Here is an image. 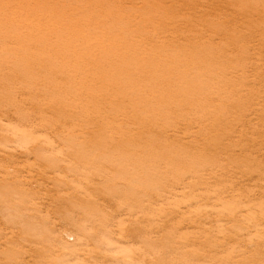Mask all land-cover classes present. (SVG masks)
Listing matches in <instances>:
<instances>
[{
    "label": "rangeland",
    "instance_id": "1",
    "mask_svg": "<svg viewBox=\"0 0 264 264\" xmlns=\"http://www.w3.org/2000/svg\"><path fill=\"white\" fill-rule=\"evenodd\" d=\"M156 1L0 0V259H2L0 260V264H238V262H242L244 258L246 259V261L244 260L243 263H239L264 264V237L260 238L262 239V247L255 249L252 246L254 245V243H258L259 237L257 234H254L256 233L255 231L251 229L249 230L248 228L246 230V227H248V225L245 222L242 221V223L240 222L241 220H239V222L237 220L234 223L229 222L230 220L226 213L224 214L225 216L223 215L224 217H221L222 219H218L219 217L213 214L206 216V212L210 211V209L212 208L217 207L221 209L220 203L216 202V199H214L215 195L213 196L212 200L208 201L205 199L203 200L195 198V195L193 194L195 193L197 195V193H204L206 196H208L209 193H211L209 195H212V193L214 194L216 191V193L221 192L222 194L223 191L224 195H221L220 193V195H218L220 197H223V199L229 201L228 203H226L228 204L227 206H238V208L241 210V207L243 205L241 212L249 204L253 205L255 208L257 206L255 210H257V213H260V215H263L262 217L258 215L259 219L261 221L264 220V48H262L264 46V38H261L264 37V27L262 28V26H264V11L262 10V7L264 6V0H260L261 3L258 0ZM250 1L252 3H250ZM198 2L200 3L199 5ZM184 3L185 5H183ZM193 3L194 6L192 5ZM187 6H189L190 8L192 7L194 10L191 9V12L190 8L188 7V9ZM250 7H259L260 9L258 8V11H263V14L260 12H256L257 10H255V8L253 10L258 14L254 13ZM212 8H214V10ZM233 8L235 12L237 10L236 13L234 12ZM209 9H211L212 11ZM239 9H241V11L244 9L242 11L243 13L241 11H239V13ZM208 10L211 11L212 14H210L211 12H209ZM250 10L253 12L254 15L251 13L253 16H251ZM184 12H186V14ZM183 13L185 15L184 18ZM237 13L240 15H238ZM241 13L247 15L244 16ZM197 15H201L200 18L204 19V21L201 20L203 21L202 24L199 16ZM233 15H235V18ZM248 15H250V17ZM256 16H259V18H257ZM181 17L186 20L181 19ZM224 17H226L225 20ZM229 17L232 18L230 19ZM240 17H242L243 20ZM247 18H249L250 21ZM213 19L215 20V22ZM218 19H221V21H218ZM193 20L197 21L195 22ZM244 20H248L249 23L244 22ZM172 21H174L176 25L174 24V22L172 23ZM256 21H261L263 23L258 22V26ZM181 23H185L186 25ZM194 23H196L197 25ZM219 23L221 25H218L217 27L219 28H217L215 25ZM246 23L248 25H246ZM179 24H181L183 27L179 26ZM189 25L191 28L192 26H197L198 29L195 28V30H198V34L200 35L199 38H197V30L195 31L193 27V32V30L189 28ZM203 25L205 28L203 27ZM255 25L257 28L255 27ZM185 26L187 29L184 28ZM201 26L206 29L207 32H205L206 30L204 29L202 31L200 29L202 28ZM220 26L222 29L220 28ZM232 26L235 29H233ZM237 26L238 29H236ZM247 26H249L250 28ZM210 27L214 28L215 30L210 29ZM228 28H230L231 30H229ZM258 28L262 31L263 34H260V30H258ZM172 29L175 30L172 32ZM217 29L218 32L216 31ZM241 29L242 31H240ZM243 29L245 33L250 34H246V36L244 34V37L242 35L244 32ZM211 30H214V32H211ZM238 30L241 36H239V32H236ZM215 31L216 34H214ZM234 31L236 32V34ZM87 32L91 33L88 34ZM208 32L210 34L213 33L211 34V36H214V39L213 36L211 37L212 44L210 45L212 46H210V49L209 45L198 47H188L186 45V40L184 39H188L187 37L192 36L193 34L194 35L192 37L198 39L199 42L203 41L202 39L204 38V36H206V38L209 37L207 38L208 40L205 38L204 41H210V35ZM25 33L28 34L26 35ZM251 34L256 35H254V37ZM260 35L261 37H259ZM252 36L253 39L256 40V42L260 43L261 41L262 43H255V40H252ZM162 37L163 39H161ZM181 38L182 41L178 40ZM237 38L239 40H236ZM250 38L251 40H249ZM92 40L93 42H91ZM156 40L159 42H157ZM227 40L229 41V43ZM245 40L246 42L248 41V44L245 42ZM218 42L222 43L217 44ZM249 42L251 45L253 44V47L255 45V47H251ZM167 43L170 44L167 45ZM74 45L77 47L74 48ZM230 46L232 47L230 48ZM179 47L181 48V50ZM77 48L78 50H76L75 52L74 50ZM202 48H204L205 50H202ZM235 48L238 49L235 50ZM261 48L263 50L262 53L260 52ZM174 49L178 54L182 53L184 55L196 51L197 57H200V59L197 60L199 64H206V62H209L211 66H214L217 71V79H213L212 81L210 77H207L206 75L203 76L205 78L204 82L208 84L204 92L207 94H211L214 91L217 92V95L224 94L225 98L226 96L228 98L229 96H231L229 98V101L230 103L231 101L233 102L231 103L232 106L228 109L226 108V110L217 108L216 110H214L215 108L211 107L209 115L211 118L217 119L218 115H216V113H219V115H221V111L225 110L226 115L223 117V122L225 124H223L228 127H225L222 124V126L216 128L215 126L219 125V123L216 122L217 120H214L217 123L216 124L214 121H211L213 119H208L207 117H205L206 115H203L204 113H200L194 109H189V105L183 107V109L179 111L178 109H180V107L176 108L174 104L170 102V100H173V93L167 91V89H165V91L163 90L167 85L173 84L172 80H170L169 78L165 77V80L163 82L162 78L149 81L141 77L142 75H138V73H136L137 68L148 71L150 68H156V65L158 67V65L167 66L168 64L170 67H178V64H183L181 60L173 61V57L177 56V53H174ZM106 50L112 55H116V53L118 54V51H120L121 54H127L125 55L127 57L126 59H122L123 61H120L118 60L120 58L118 55L116 58L110 57V63H94L95 60L100 61L102 56L101 52ZM122 50L124 52H121ZM228 50H230L232 53ZM258 50L260 55L258 52H255ZM24 51L25 53H23ZM216 51L218 52V54H215L217 53ZM72 52L73 54H75L73 55ZM161 54L164 56H162ZM236 54L237 56L235 57L234 55ZM256 54L259 56L256 57ZM261 54L263 55L262 57ZM143 55L145 58L142 57ZM216 55H220L219 57H222L219 58L216 57ZM229 56L231 58V61L232 59H235L231 62ZM238 56L241 57L238 58ZM95 57L96 59H94ZM211 57L214 59H212ZM136 58L137 60L134 61ZM256 58H258L257 60H262L258 62L257 60H255ZM254 60L257 62L254 63ZM81 62L83 63L81 64ZM174 62L178 63H175L174 65ZM234 64L236 66H234ZM258 65H262L260 66L261 70ZM245 68L247 69V71H245ZM107 69L110 70L108 71ZM181 69H184V67ZM181 69H174L176 70L174 71V73H177L178 75H184ZM224 71L226 72V74ZM235 71L238 75L241 73L239 76H242V74H244L243 77L239 78L238 75H234ZM193 73L185 75L187 77H184L183 80L185 79V81L182 82L195 79L194 75L197 76L198 74L196 75V72ZM219 74L220 77L218 76ZM228 75L231 76L229 77ZM232 75L236 77H233ZM246 75L248 78L246 77ZM255 75L258 80L263 78L262 80H260L262 82L254 79ZM138 76H140L139 79ZM222 78H225L226 80H222L224 82L219 81V79ZM244 78L246 79V81ZM178 79L179 78H173V80ZM207 79L208 82L206 81ZM210 80L211 82H209ZM248 80L251 84L248 82ZM251 80L254 81L252 82ZM255 82L257 83L256 86ZM132 84H134V86ZM243 84H245L248 89H246V86ZM252 84H254V87ZM52 86H58V93H53L51 91ZM237 86L238 89H236ZM107 87H109L108 91ZM249 87H251L252 90H249ZM126 90H128V92H125ZM130 90L133 91L130 92ZM238 90L239 92L242 90L244 92L242 91L239 93ZM235 91L237 92V94ZM248 91L251 92L248 93ZM144 92H146L145 95L143 94ZM179 92L182 94L184 91L179 90ZM252 93H254L252 95L254 98L250 96V94ZM255 93H261L260 97H257V94ZM39 95L40 97H42V99L39 97ZM193 95V92L186 93V96L191 97V101H195L196 97H201V95ZM241 96L242 98L245 97L243 98L245 101L241 98ZM136 97H140V100H138L139 108L132 109L134 105L130 104V100H134ZM247 97L250 98L249 101L248 99H246ZM58 100L64 102L67 107L69 106L68 108L71 109L70 114L72 115V117H68L67 115L62 116L60 114L56 115L58 113H56L53 105L57 104ZM257 100L259 101V103ZM144 101H146L145 104ZM162 102L164 105H162ZM245 102L247 103L245 104ZM255 102L258 104H256ZM243 103L245 104V106H243ZM259 105L262 106L260 107ZM43 106L46 107L43 108ZM246 106L248 107L246 108ZM128 108L131 110L132 114L135 112L145 111L147 109L159 111L161 113V117L157 118L156 124L157 126H160L162 128H169L167 129V131H165V133L167 134H170L168 130H172L170 125L178 124V121H180L181 118L183 119L181 120V122L183 121L182 123L185 122L188 123V125L194 127V133L192 132V134L195 137L193 136L192 139L188 140L187 138H185V141H187L188 144L185 143L182 138L184 136H189V133H191L190 131L192 130L191 127L189 129H183L185 132L182 130V132L180 131L178 133L179 136H177V139L180 140V143L184 141V146L187 150H189L187 157L184 158L183 161H186V168L192 165L196 168L198 166L197 163L201 162L209 165L208 167L198 170V173L196 174L198 178L196 177L195 179L196 181L198 180L197 185H195L193 188H189L190 190L188 188L186 190V197L188 198L189 194L191 193V195L194 196V200L192 198H188L189 200L186 198L185 200V197L180 199V197H182L181 195L174 194L172 196L168 191L172 189L173 185L171 184L173 182L171 181L172 179L169 174L172 173L171 171L178 169L177 162H168L166 164L165 162H162L157 168V171L155 170V172H159L161 179L164 178V181H168V183H164V181L160 179L157 173H149V175H145L144 172H141L143 168L140 169V166H137L138 164H135V166H131L132 164H129L130 166L125 165L130 169V171L129 169H125V166L122 167V165H120L121 168L119 167V169L121 170L117 168L119 164H122L117 157L120 152L119 150V153L116 152V150H114L111 146V148L114 150L113 152L116 153V155L115 153H113V156L115 155V161L112 160V152L109 153L108 151V149H111V143L107 145V143H105V137L106 133L111 136L113 132L116 133L119 130L124 129V127L127 128L129 125H133L129 124L130 122L126 117L124 118L119 115V113L123 114L125 112L124 110H127L128 114H131ZM254 109L257 110H255V113ZM49 111H53L52 114ZM110 111L113 112L111 113ZM256 112H259V114H261L259 116H256ZM109 113L113 115V120ZM53 114H55L56 117ZM106 116H108V118ZM235 116H238L240 121L238 118H235ZM91 118L95 123H93ZM250 118L252 120H249ZM125 119L127 120L126 123ZM171 119L173 122L171 121ZM203 119L206 120V123L209 122V128H211L212 130L217 129L218 131L216 130V132L219 133L218 136L220 139V143L218 145L221 148H219V146L213 145L212 148L214 150L217 147L214 154L213 152L211 154V151L213 149L209 146L208 140L206 139V144L204 136L202 137L201 135L202 132L201 134H199L200 132H198L197 129V125L200 124L199 122H204ZM103 120H108V123L106 122V124L104 125ZM121 125L123 128L120 127ZM181 127L183 126L181 125ZM56 128H58V130H56ZM240 129L243 130L241 131ZM96 130H98L102 135L99 134ZM108 130H110V132ZM91 131H94L95 133L93 134ZM186 131L189 133H187ZM80 133H83L84 135H81ZM185 133L186 135L188 134V136H186ZM243 134L245 135L243 136ZM241 135L244 137L243 139ZM93 136L96 137L94 138ZM97 136H100L101 138ZM92 138H94V140ZM97 138L99 139L98 142L96 140ZM193 139L195 140V142H191V140L194 141ZM239 139L240 141H238ZM202 140L205 142H203L204 145H208L207 147H209V150L206 146L203 145ZM228 141L229 145L227 144ZM94 142H97L98 144H95ZM79 143H82L84 146ZM200 145H202V148H200ZM250 145H252L253 147ZM108 146L109 148H106ZM34 147H38V149L40 148V151L38 149V151L33 150ZM190 147H192V149ZM197 151L199 153H197ZM85 152L86 154H84ZM201 152H204L203 155H201ZM96 153L98 155H96ZM207 153L208 155H206ZM99 159L100 161H98ZM89 161H91L93 164ZM112 162H115L116 164H113ZM183 162H180L179 164H183ZM87 164L88 166H91V168H89ZM161 167L162 171H159L161 170ZM103 168H105V170ZM207 168H214V170L218 168L219 173H221L222 176L218 174L217 177L213 178V176L209 174L210 172ZM224 168L228 172L224 170ZM124 169L127 171H124ZM133 170H135V173L133 172ZM246 170L249 172L246 173ZM242 171H245L246 174L243 175ZM252 171H254L256 174H253L254 172ZM115 172L119 173L118 176ZM120 172H122L124 176H121L122 173ZM131 172L133 178L129 176ZM95 173L97 174L95 175ZM133 175L140 177V180L138 179V177L135 178V176ZM165 176H168L169 180H167L168 178L166 179ZM126 179L128 180L124 181ZM132 179H137L138 182L134 180L135 182L133 183L131 181ZM128 181L129 183H131L130 185H133L130 186ZM200 181L202 184L200 183ZM136 182L137 186L135 184ZM2 183H4L5 185H2ZM160 183L162 184V186L160 185ZM126 184L129 186H126ZM124 185L125 187H123ZM194 189L196 190L195 192ZM238 193L240 194V197ZM232 194H234L233 199ZM232 204L238 205L232 206ZM238 223H240L241 226ZM237 227H239V229H236ZM243 228L244 230L240 232L239 230H242ZM217 229L218 231H216ZM221 230H224L225 232H222ZM227 231L230 232L228 233ZM240 234L241 236H243L241 237ZM224 238L227 239L224 240ZM241 242L242 245L240 244ZM244 243L245 245H247V247H243L245 246L243 245ZM247 243L252 246H248ZM259 249L261 250L259 251ZM248 250L252 256L249 254ZM253 256L256 257V259H253ZM8 260L10 261L8 262Z\"/></svg>",
    "mask_w": 264,
    "mask_h": 264
},
{
    "label": "bare ground",
    "instance_id": "2",
    "mask_svg": "<svg viewBox=\"0 0 264 264\" xmlns=\"http://www.w3.org/2000/svg\"><path fill=\"white\" fill-rule=\"evenodd\" d=\"M156 1V0H155ZM159 1V0H158ZM178 1V0H177ZM197 1V0H196ZM195 1V2H196ZM200 1V0H199ZM259 2H260V0H258ZM131 2V1H130ZM140 2V1H139ZM157 2V1H156ZM238 2V1H237ZM124 3V2H123ZM132 3V2H131ZM152 3V2H151ZM235 3V2H234ZM239 3V2H238ZM250 3H252L251 1H250ZM250 3H248V4H250ZM258 3V2H257ZM261 3V2H260ZM156 4V3H155ZM186 4H188V3H186ZM200 3L198 2V5H199ZM237 4V3H236ZM151 5V4H150ZM178 5V4H177ZM183 5H185V3L183 4ZM193 6H194V3L192 4ZM215 5V4H214ZM162 6V5H161ZM210 6V5H209ZM208 6V7H209ZM248 6H250V5H248ZM258 6H259V4H258ZM159 7V6H158ZM184 7V6H183ZM189 6H187V8H188ZM207 7V8H208ZM261 7H262V5H261ZM138 8H139V6H138ZM150 8V7H149ZM190 8V7H189ZM188 8V9H189ZM194 8H196V7H194ZM243 8V7H242ZM252 10L255 8V10H257L256 12H260V11H258V8L257 7H250ZM257 8V9H256ZM191 9H193L192 7L190 8V11L192 12V10ZM213 10H214V8H212ZM245 9V8H244ZM243 9V10H244ZM260 9V8H259ZM139 10V9H138ZM137 10V11H138ZM141 10V9H140ZM146 10V9H145ZM194 10V9H193ZM200 10V9H199ZM209 10H211V9H209ZM208 10V11H209ZM233 10H234V8H233ZM242 10V11H243ZM262 10L264 11V6L262 7ZM79 11H81V10H79ZM98 11V10H97ZM206 11V10H205ZM207 11V12H208ZM212 11V10H211ZM211 11H209V12H211ZM239 11H241V9H239L238 10V12ZM241 11V12H242ZM247 11V10H246ZM246 11H244V12H246ZM251 11V10H250ZM262 11V12H263ZM183 12V11H182ZM189 12V11H188ZM188 12H187V14H188ZM197 12H199V11H197ZM208 12V13H209ZM217 12V11H216ZM224 12H226V11H224ZM229 12V11H228ZM234 12H235V10H234ZM236 12H237V10H236ZM235 12V13H236ZM248 12V11H247ZM253 12H254V10H253ZM253 12L251 11L250 12V14L252 13L253 14ZM256 12H254V13H256ZM262 12H260V13H262ZM153 13V12H152ZM185 14H186V12H184ZM184 13H183V15H184ZM190 13V12H189ZM203 13V12H202ZM205 13V12H204ZM219 13H220V11H219ZM218 13V14H219ZM222 13V12H221ZM240 13V12H239ZM243 13V12H242ZM241 13V14H242ZM264 13V12H263ZM262 13V14H263ZM87 14V13H86ZM172 14V13H171ZM173 14H174V12H173ZM178 14V13H177ZM176 14V15H177ZM199 14V13H198ZM210 14H212V12L210 13ZM215 14V13H214ZM225 14V13H224ZM238 14V13H237ZM251 14V16H253ZM256 14H258V13H256ZM255 14V15H256ZM157 15V14H156ZM179 15V14H178ZM193 15H194V13H193ZM221 15H223V14H221ZM236 15V14H235ZM235 15H233L234 16V18H235ZM238 15H240V14H238ZM242 15H247V14H242ZM241 15V16H242ZM260 15V14H259ZM122 16V15H121ZM155 16V15H154ZM168 16H170V15H168ZM173 16V15H172ZM180 16V15H179ZM196 16V15H195ZM197 16H199V15H197ZM201 16V15H200ZM200 16H199V18H200ZM224 16H226V15H224ZM230 16V15H229ZM237 16V15H236ZM249 17H250V15H248ZM263 16V15H262ZM185 17V15L183 16V18ZM192 17V16H191ZM194 17V16H193ZM217 17V16H216ZM216 17H214V18H216ZM255 17V16H254ZM257 18H259V16H256ZM87 18V17H86ZM107 18V17H106ZM150 18V17H149ZM158 18V17H157ZM172 18V17H171ZM182 17H181V19H183ZM196 18V17H195ZM198 18V19H199ZM220 18V17H219ZM230 18V17H229ZM232 18V17H231ZM230 18V19H231ZM233 18V19H234ZM237 18V17H236ZM240 18H242V17H240ZM253 18V17H252ZM261 18V17H260ZM156 19V18H155ZM180 19V20H181ZM193 19V18H192ZM191 19V20H192ZM208 19V18H207ZM226 19V17H224V20ZM228 19V18H227ZM232 19V20H233ZM247 19H249V18H247ZM122 20V19H121ZM183 20H186V19H183ZM201 20H203L204 21V19H202V18H200V21ZM206 20V19H205ZM214 20V19H213ZM221 21V19H218V21ZM242 20H243V18H242ZM253 20V19H252ZM258 20V19H257ZM261 20V19H260ZM263 20H264V18H263ZM136 21V20H135ZM144 21V20H143ZM155 21V20H154ZM156 21H158V20H156ZM177 21H179V20H177ZM188 21V20H187ZM193 21H195V20H193ZM197 21V20H196ZM195 21V22H196ZM203 21H201V24H202V22ZM212 21V20H211ZM217 21V20H216ZM249 21H250V19H249ZM161 22V21H160ZM174 21H172V23H173ZM184 22V21H183ZM191 22V21H190ZM209 22V21H208ZM214 22H215V20H214ZM228 22V21H227ZM231 22V21H230ZM241 22H243V21H241ZM244 22H248V20L247 21H245L244 20ZM254 22V21H253ZM258 22L259 21H256V23L258 24ZM83 23V22H82ZM115 23V22H114ZM186 23V22H185ZM185 23H181V24H185ZM189 23V22H188ZM226 23V22H225ZM249 23V22H248ZM259 23H263V22H259ZM88 24V23H87ZM86 24V25H87ZM136 24V23H135ZM138 24V23H137ZM174 24H175V22H174ZM173 24V25H174ZM181 24H179V26H182ZM190 24V23H189ZM192 24V23H191ZM194 24H196V23H194ZM229 24V23H228ZM256 24V25H257ZM264 24V23H263ZM89 25V24H88ZM176 25V24H175ZM186 25V24H185ZM197 25V24H196ZM205 25V24H204ZM204 25H203V27H204ZM218 25H221L220 23L219 24H216L215 26L217 27ZM224 25V24H223ZM246 25H248L247 23H246ZM256 25H255V27H256ZM74 26H75V24H74ZM147 26V25H146ZM151 26V25H150ZM154 26V25H153ZM178 26V25H177ZM206 26H207V24H206ZM228 26V25H227ZM242 26H243V24H242ZM249 26H250V24H249ZM249 26H247V27H249ZM258 26H259V24H258ZM262 26V25H261ZM155 27V26H154ZM183 27V26H182ZM188 27V26H187ZM194 26H192V28H193ZM198 27H200V26H198ZM202 27V26H201ZM200 28L202 31H203V29L205 28ZM209 27V26H208ZM208 27H207V29H208ZM215 27V28H216ZM233 27V26H232ZM254 27V28H255ZM264 26H262V28H263ZM83 28V27H82ZM90 28V27H89ZM94 28V27H93ZM184 28H186V26L184 27ZM183 28V29H184ZM189 28H191L190 27V25H189ZM191 28V29H192ZM195 28H197V26L196 27H194V30H195ZM217 28H219V27H217ZM220 28H221V26H220ZM250 28V27H249ZM257 28V27H256ZM255 28V29H256ZM261 28V29H262ZM61 29V28H60ZM158 29V28H157ZM169 29V28H168ZM176 29V28H175ZM174 29V30H175ZM181 29V28H180ZM179 29V30H180ZM187 29V28H186ZM185 29V30H186ZM190 29V30H191ZM198 29V28H197ZM196 29V30H197ZM210 29H214V28H211L210 27ZM222 29V28H221ZM225 29V28H224ZM229 30H231L230 28H228ZM233 29H235L234 27H233ZM236 29H238V26H237V28ZM252 29V28H251ZM41 30V29H40ZM108 30H109V28H108ZM124 30V29H123ZM156 30V29H155ZM173 29H172V32L174 31ZM193 30V29H192ZM191 30V31H192ZM194 30H193V32H194ZM195 30V31H196ZM204 30H206V29H204ZM215 30V29H214ZM214 30H211V32L213 31L214 32ZM250 30V29H249ZM257 30V29H256ZM258 30H260L259 28H258ZM105 31V30H104ZM120 31V30H119ZM161 31V30H160ZM200 31V30H199ZM217 32H218V29L216 30ZM216 31H215V33L214 34H216ZM225 31V30H224ZM223 31V32H224ZM240 31H242V29L240 30ZM243 31H244V29H243ZM248 31V30H247ZM146 32V31H145ZM155 32V31H154ZM157 32H159V31H157ZM156 32V33H157ZM162 32V31H161ZM170 32V31H169ZM201 32V31H200ZM205 32H207V30L205 31ZM232 32V31H231ZM235 32V31H234ZM236 32H239V30L238 31H236ZM236 32H235V34H236ZM249 32V31H248ZM254 32H255V30H254ZM258 32V31H257ZM85 33V32H84ZM88 33V32H87ZM89 33H91V32H89ZM88 33V34H89ZM134 33H135V31H134ZM204 33V32H203ZM209 33V32H208ZM264 33V32H263ZM262 33V31L260 30V34H263ZM24 34V33H23ZM26 35L28 34V33H25ZM122 34V33H121ZM120 34V35H121ZM159 34V33H158ZM173 34V33H172ZM197 34H198V30H197ZM201 34V33H200ZM205 34H207V33H205ZM211 34H213V33H211ZM211 34L209 33V35H210V41H207L208 39L207 38H209V37H207L206 38V36H204V38L202 39L203 41H204V39L206 38L207 40L206 41H202V42H199V40L198 39H195L194 37H192V36H189V37H187L188 39H184V40H186L185 42H186V45L188 46V47H198V46H203V45H205V46H207V45H209V49H210V46H212V45H210V44H212V36H211ZM224 34H226V33H224ZM239 34V36H241L240 35V32L238 33ZM244 34H245V36H246V34H248V33H245V31L243 32V36H244ZM250 34V33H249ZM248 34V35H249ZM258 34V33H257ZM85 35V34H84ZM113 35V34H112ZM153 35H154V33H153ZM181 35V34H180ZM182 35H183V33H182ZM190 35V34H189ZM195 35H196V32H195ZM222 35H223V33H222ZM221 35V36H222ZM251 35H253V34H251ZM254 35H256V34H254ZM253 35V36H254ZM24 36V35H23ZM32 36V35H31ZM30 36V37H31ZM34 36V35H33ZM91 36V35H90ZM166 36V35H165ZM169 36H172V35H169ZM177 36V35H176ZM179 36V35H178ZM186 36V35H185ZM199 34H198V37L197 38H199ZM220 36V35H219ZM244 36V37H245ZM253 36H252V40H255V39H253ZM258 36V35H257ZM264 36V35H263ZM55 37H57V36H55ZM76 37V36H75ZM87 37V36H86ZM86 37H85V39H86ZM126 37V36H125ZM147 37V36H146ZM180 37V36H179ZM178 37V38H179ZM181 37H183V36H181ZM191 37V38H190ZM232 37V36H231ZM237 37V36H236ZM251 37V36H250ZM255 37V36H254ZM259 37H261V35L259 36ZM33 38V37H32ZM137 38V37H136ZM151 38V37H150ZM166 38V37H165ZM170 38V37H169ZM201 38H202V35H201ZM221 38V37H220ZM238 38H240V37H238ZM236 39V40H239V39ZM262 39L264 38V37H261ZM260 38V39H261ZM143 39V38H142ZM147 39V38H146ZM149 39V38H148ZM161 39H163V37L161 38ZM171 39H172V37H171ZM213 39H214V36H213ZM230 39V38H229ZM261 39V40H262ZM35 40V39H34ZM53 40V39H52ZM64 40V39H63ZM99 40V39H98ZM153 40V39H152ZM164 40H167V39H164ZM168 40H170V39H168ZM178 40H181L182 41V38L181 39H178ZM194 40H196V41H194ZM198 40V41H197ZM216 40H219V39H216ZM216 40H215V42H216ZM225 40V39H224ZM232 40V39H231ZM248 40V39H247ZM249 40H251V38L249 39ZM258 40H259V38H258ZM264 40V39H263ZM21 41V40H20ZM19 41V42H20ZM59 41V40H58ZM95 41V40H94ZM129 41V40H128ZM157 41V40H156ZM162 41V40H161ZM170 41H172V40H170ZM169 41V42H170ZM176 41V40H175ZM228 41V40H227ZM55 42V41H54ZM85 42V41H84ZM83 42V43H84ZM90 42V41H89ZM91 42H93V40L91 41ZM121 42V41H120ZM139 42V41H138ZM137 42V43H138ZM157 42H159V41H157ZM165 42V41H164ZM167 42V41H166ZM214 42V41H213ZM238 42H240V41H238ZM245 42H246V40H245ZM245 42H243V43H245ZM248 42V41H247ZM246 42V43H247ZM79 43H81V42H79ZM175 43V42H174ZM220 42H218L217 44H219ZM222 43V42H221ZM220 43V44H221ZM228 43H229V41H228ZM255 43H259V42H256V40H255ZM260 43H262L261 41H260ZM259 43V44H260ZM47 44V43H46ZM66 44V43H65ZM91 44V43H90ZM94 44V43H93ZM101 44V43H100ZM165 44V43H164ZM168 44H170V43H167V45ZM215 44V43H214ZM248 44V43H247ZM249 44H250V42H249ZM258 44V45H259ZM264 44V43H263ZM24 45V44H23ZM70 45V44H69ZM76 45H78V44H76ZM89 45V44H88ZM147 45V44H146ZM150 45H151V43H150ZM226 45V44H225ZM251 45V44H250ZM253 45V44H252ZM251 45V47H253ZM257 45V46H258ZM71 46V45H70ZM91 46H93V45H91ZM91 46H90V48H91ZM139 46V45H138ZM141 46V45H140ZM171 46V45H170ZM175 46V45H174ZM218 46V45H217ZM229 46V45H228ZM237 46V45H236ZM240 46H241V43H240ZM33 47V46H32ZM46 47V46H45ZM75 47H77V46H75L74 45V48ZM94 47H95V45H94ZM99 47H100V45H99ZM149 47H151V46H149ZM168 47V46H167ZM182 47V46H181ZM224 47V46H223ZM232 46H230V48H231ZM234 47V46H233ZM244 47V46H243ZM250 47V48H251ZM254 47H255V45H254ZM253 47V48H254ZM64 48V47H63ZM71 48V47H70ZM72 48H73V46H72ZM177 48V47H176ZM180 48V47H179ZM183 48V47H182ZM201 48V47H200ZM208 48V47H207ZM213 48V47H212ZM220 48V47H219ZM259 48V47H258ZM262 48H264V46L262 47ZM262 48H261V50H262ZM46 49V48H45ZM102 49V48H101ZM148 49H151V48H148ZM163 49V48H162ZM166 49V48H165ZM204 48H202V50H203ZM236 49H238V48H235V50ZM42 50V49H41ZM76 50H78V48L77 49H75L74 51L76 52ZM119 50V49H118ZM124 50V49H123ZM121 51V52H124V51ZM135 50V49H134ZM141 50H143V49H141ZM175 50V49H174ZM180 50H181V48H180ZM182 50H184V49H182ZM187 50V49H186ZM193 50V49H192ZM205 50V49H204ZM207 50V49H206ZM222 50V49H221ZM234 50V49H233ZM234 50V51H235ZM251 50V49H250ZM257 50V49H256ZM260 50V52L262 53L263 52V50L261 51ZM52 51V50H51ZM73 51V52H74ZM95 51V50H94ZM211 51V50H210ZM227 51V50H226ZM229 52H231L230 50H228ZM73 52H72V54H73ZM126 52V51H125ZM137 52V51H136ZM169 52V51H168ZM182 52V51H181ZM187 52V51H186ZM217 52V51H216ZM250 52H252V51H250ZM256 53L258 52L259 53V50L258 51H255ZM20 53V52H19ZM23 53H25V51L23 52ZM37 53V52H36ZM61 53V52H60ZM143 53V52H142ZM174 53H177V51L175 50V52ZM184 53V52H183ZM209 53V52H208ZM232 53V52H231ZM75 54V53H74ZM73 54V55H74ZM140 54V53H139ZM144 54V53H143ZM150 54V53H149ZM163 54V53H162ZM161 54V55H162ZM215 54H218V52L217 53H215ZM239 54V53H238ZM32 55V54H31ZM30 55V56H31ZM49 55V54H48ZM51 55V54H50ZM101 59H100V61H98V60H95V62L94 63H99V62H102V63H105V62H107V63H110L111 61H110V57H114V58H116L118 55H119V59L118 60H120V61H123L122 59H126V57L127 56H125V55H127V54H125L124 55V53L123 54H121L120 53V51H118V54L116 53V55H112V54H110V53H108L107 52V50L106 51H102L101 52ZM136 55V54H135ZM160 55V54H159ZM166 55V54H165ZM259 55H260V53H259ZM259 55H255L256 57L257 56H259ZM264 55V54H263ZM262 54H261V57L263 56ZM79 56V55H78ZM155 56V55H154ZM153 56V57H154ZM162 56H164V55H162ZM220 56V55H219ZM219 56H217L216 55V57H219ZM235 57L237 56V54L236 55H234ZM246 56V55H245ZM249 56H250V54H249ZM253 56V55H252ZM251 56V57H252ZM42 57H44V56H42ZM68 57V56H67ZM76 57V56H75ZM131 57H133V56H131ZM130 57V58H131ZM142 57H144V55L142 56ZM152 57V56H151ZM166 57V56H165ZM168 57V56H167ZM222 57V56H221ZM221 57H219V58H221ZM239 57H241V56H238V58ZM243 57H244V55H243ZM242 57V58H243ZM264 57V56H263ZM141 58V57H140ZM139 58V59H140ZM145 58V57H144ZM212 58V57H211ZM229 58H230V56H229ZM228 58V59H229ZM249 58V57H248ZM247 58V59H248ZM253 58V57H252ZM70 59H71V57H70ZM81 59V58H80ZM94 59H96V57L94 58ZM143 59V58H142ZM198 59H200V57H197V55H196V51H194V52H190V54H186V55H184V54H182V53H180V54H178L177 53V56H174L173 57V61H178V60H181L182 61V63L183 64H178V67H176V66H172V67H170L168 64H167V66H159L158 65V67H157V65H156V68L154 67V68H150L148 71H144V70H141V69H139V68H137V67H135V68H137L136 69V73H138V75H142L141 77H143L145 80H149V81H152V80H155V79H161L162 78V82L165 80L164 78L166 77V78H169L170 80H172V82H173V84L171 85V84H169V85H167L166 86V88H164L163 90L165 91V89H167V91H169V92H172L173 93V100H170L169 98V100H170V102L172 103V104H174V106L176 107V108H179L180 107V109H178L179 111L180 110H182L183 109V107H185V106H188L189 105V109H191V110H197L198 112H200V113H204L203 115H206L205 117H207L208 119L209 118H211L210 117V115H209V112L211 111V107H214L215 109L214 110H216V108L217 109H225L226 110V108L228 109L229 107H231L232 105H231V103L233 102V101H231V103H230V101H229V98L231 97V96H229V98L226 96V98H225V95L224 94H216L217 92H214L213 91V93H205L204 92V90H205V88L208 86V84L207 83H205L204 82V77L203 76H207V77H210V79L213 81V79H217V75H216V69L214 68V66H211V64L209 63V62H206V64H199L198 63ZM212 59H214V58H212ZM235 59V58H234ZM234 59H232V61L234 60ZM237 59V58H236ZM251 59V58H250ZM258 58H256L255 60H257ZM137 60V58L134 60V61H136ZM151 60V59H150ZM166 60V59H165ZM222 60V59H221ZM254 60V61H255ZM262 60V59H261ZM261 60H257L258 62L259 61H261ZM35 61V60H34ZM133 61V62H134ZM139 61V60H138ZM145 61V60H144ZM158 61H159V58H158ZM167 61V60H166ZM201 61V60H200ZM214 61V60H213ZM220 61V60H219ZM230 61H231V58H230ZM231 61V62H232ZM238 61V60H237ZM246 61V60H245ZM244 61V62H245ZM250 61H253V60H250ZM257 61H255L254 63H256ZM23 62V61H22ZM27 62V61H26ZM79 62H80V60H79ZM84 62H85V60H84ZM143 62V61H142ZM146 62H147V60H146ZM165 62V61H164ZM168 62H169V60H168ZM211 62V61H210ZM243 62V63H244ZM38 63V62H37ZM36 63V64H37ZM83 62H81V64H82ZM135 63V62H134ZM145 63V62H144ZM150 63V62H149ZM175 63L177 64L178 62H174V65H175ZM234 63V62H233ZM39 64V63H38ZM147 64V63H146ZM171 64V63H170ZM228 64V63H227ZM251 64V63H250ZM259 64V63H258ZM264 64V63H263ZM57 65V64H56ZM84 65V64H83ZM243 65V64H242ZM241 65V66H242ZM252 65V64H251ZM257 65V64H256ZM98 66V65H97ZM128 66V65H127ZM135 66V65H134ZM141 66H142V64H141ZM145 66V65H144ZM169 66V67H168ZM234 66H236L235 64H234ZM233 66V67H234ZM247 66V65H246ZM245 66V67H246ZM259 66V65H258ZM258 66H256V67H258ZM260 66H262V65H260ZM260 66H259V68H260ZM11 67V66H10ZM93 67V66H92ZM184 67V69H181V68H183ZM226 67V66H225ZM230 67V66H229ZM248 67V66H247ZM255 67V66H254ZM109 68V67H108ZM144 68V67H143ZM212 68H214V69H212ZM235 68V67H234ZM237 68V67H236ZM252 68H253V66H252ZM174 69H177V70H182L183 71V74L184 75H178L177 73L175 74L174 73V71H176V70H174ZM231 69H232V66H231ZM239 69V68H238ZM254 69H256V68H254ZM263 69H264V66H263ZM262 69V70H263ZM22 70V69H21ZM86 70V69H85ZM84 70V71H85ZM108 70V69H107ZM110 70V69H109ZM108 70V71H109ZM127 70H128V68H127ZM242 70V69H241ZM252 70V69H251ZM260 70H261V68H260ZM259 70V71H260ZM16 71V70H15ZM100 71V70H99ZM125 71V70H124ZM226 71V70H225ZM224 71V72H225ZM245 71H247V69L245 68ZM81 72V71H80ZM193 72H196L195 74L197 75V76H195L194 75V77H195V79H193V80H191V81H186V82H182V81H185V79L183 80V78L184 77H187V76H185V75H188V74H190V73H193ZM238 72V71H237ZM262 72V71H261ZM26 73H28V72H26ZM83 73V72H82ZM129 73V72H128ZM179 73V72H178ZM245 73V72H244ZM258 73V72H257ZM17 74V73H16ZM55 74V73H54ZM101 74V73H100ZM99 74V75H100ZM145 74V75H144ZM194 74V73H193ZM225 74H226V72H225ZM229 74V73H228ZM238 75L237 73H236V71H235V73H234V75ZM241 74V73H240ZM239 74V75H240ZM248 74V73H247ZM67 75V74H66ZM124 75H125V73H124ZM130 75V74H129ZM234 75H232L233 77H236V76H234ZM238 75V76H239ZM243 75L244 74H242V76H239V78H242L243 77ZM258 75H260V74H258ZM81 76V75H80ZM83 76V75H82ZM107 76H108V74H107ZM123 76V75H122ZM137 76V75H136ZM219 77H220V74L218 75ZM229 76V75H228ZM231 76V75H230ZM229 76V77H230ZM129 77V76H128ZM139 77L140 76H138V79H139ZM246 77H247V75H246ZM245 77V78H246ZM251 77V76H250ZM173 78H179L178 80H173ZM203 78V79H202ZM244 78V79H245ZM248 78V77H247ZM66 79V78H65ZM121 79V78H120ZM134 79V78H133ZM225 79V78H224ZM223 78L222 79H219V81H222V80H224ZM254 79H257L256 78V75H255V77H254ZM263 79V78H262ZM262 79H260V80H262ZM89 80V79H88ZM132 80V79H131ZM211 80L209 81V82H211ZM226 80V79H225ZM237 80V79H236ZM241 80V79H240ZM243 80V79H242ZM258 80V79H257ZM260 80H258V81H260ZM96 81V80H95ZM207 82H208V79L206 80ZM234 81H235V79H234ZM244 81V80H243ZM245 81H246V79H245ZM244 81V82H245ZM252 82L254 81V80H251ZM264 81V80H263ZM6 82V81H5ZM14 82V81H13ZM59 82V81H58ZM222 82H224V81H222ZM221 82V83H222ZM225 82H227V81H225ZM231 82V81H230ZM241 82V81H240ZM248 82H249V80H248ZM260 82H262V81H260ZM32 83V82H31ZM35 83V82H34ZM37 83V82H36ZM95 83V82H94ZM112 83V82H111ZM115 83V82H114ZM118 83V82H117ZM116 83V84H117ZM122 83V82H121ZM125 83V82H124ZM127 83V82H126ZM141 83V82H140ZM234 83V82H233ZM247 83V82H246ZM245 83V84H246ZM250 83V82H249ZM256 83V82H255ZM40 84V83H39ZM120 84V83H119ZM237 84V83H236ZM235 84V85H236ZM245 84H243V85H245ZM248 84V83H247ZM251 84V83H250ZM263 84V83H262ZM104 85V84H103ZM106 85V84H105ZM133 86H134V84H132ZM136 85V84H135ZM144 85V84H143ZM218 85V84H217ZM238 85V84H237ZM242 85V86H243ZM249 85V84H248ZM253 85V87H254V84H252ZM257 85V83L255 84V86ZM38 86V85H37ZM63 86V85H62ZM93 86V85H92ZM117 86V85H116ZM230 86H231V84H230ZM229 86V87H230ZM246 86V85H245ZM245 86H244V88H245ZM251 86V85H250ZM262 86V85H261ZM19 87V86H18ZM32 87V86H31ZM35 87V86H34ZM50 87V86H49ZM58 87V86H57ZM57 87H53L52 86V92L53 93H58V88ZM139 87V86H138ZM215 87H216V85H215ZM235 87V86H234ZM241 87V86H240ZM36 88V87H35ZM108 88L109 87H107V91H108ZM124 88V87H123ZM225 88H227V87H225ZM232 88V87H231ZM250 89L249 90H252L251 89V87H249ZM41 89V88H40ZM40 89H38V90H40ZM47 89H48V85H47ZM92 89V88H91ZM111 89V88H110ZM118 89H119V86H118ZM126 89V88H125ZM124 89V90H125ZM211 89V88H210ZM236 89H238V86L236 87ZM246 89H248L247 88V86H246ZM256 89V88H255ZM262 89V88H261ZM68 90V89H67ZM135 90V89H134ZM160 90V89H159ZM159 90H156V91H159ZM179 90H182V91H184L182 94L179 92ZM216 90V89H215ZM234 90V89H233ZM6 91H8V90H6ZM12 91V90H11ZM40 91H42V90H40ZM62 91H64V90H62ZM61 91V92H62ZM72 91V90H71ZM95 91V90H94ZM98 91V90H97ZM102 91V90H101ZM133 91V90H132ZM131 90H130V92H132ZM152 91H153V89H152ZM155 91V90H154ZM178 91V92H177ZM243 91V90H242ZM242 91H240V92H242ZM257 91V90H256ZM255 91V92H256ZM263 91V90H262ZM15 92V91H14ZM37 92V91H36ZM39 92V91H38ZM44 92V91H43ZM47 92V91H46ZM91 92V91H90ZM110 92V91H109ZM125 92H128V90H126ZM188 92H193L194 93V95H201V97H196V99H195V97H194V99H195V101H191V97H192V95H191V97L190 96H186V93H188ZM221 92V91H220ZM228 92V91H227ZM230 92V91H229ZM236 92V91H235ZM238 92H239V90H238ZM239 92V93H240ZM244 92V91H243ZM249 92H251V91H248V93ZM258 92V91H257ZM259 92H260V90H259ZM40 93V92H39ZM48 93H49V91H48ZM108 93V92H107ZM145 93L146 92H144L143 94L145 95ZM147 93H148V91H147ZM225 93V92H224ZM238 93V94H239ZM6 94V93H5ZM33 94H36V93H33ZM43 94H45V93H43ZM86 94V93H85ZM84 94V95H85ZM230 94V93H229ZM236 94H237V92H236ZM254 93H252V94H250V96H252ZM255 94H257V93H255ZM261 94V93H260ZM260 94L258 93L257 94V97H260ZM4 95V94H3ZM7 95V94H6ZM30 95V94H29ZM48 95V94H47ZM94 95V94H93ZM105 95H106V93H105ZM148 95V94H147ZM193 95V96H194ZM241 95V94H240ZM263 95V94H262ZM15 96V95H14ZM13 96V97H14ZM25 96V95H24ZM38 96V95H37ZM36 96V97H37ZM59 96V95H58ZM71 96V95H70ZM202 96H204V97H202ZM238 96V95H237ZM243 96V95H242ZM242 96H241V98H242ZM245 96V95H244ZM249 96V97H250ZM1 97V96H0ZM9 97V96H8ZM23 97V96H22ZM27 97V96H26ZM35 97V98H36ZM39 97H40V95H39ZM111 97V96H110ZM123 97V96H122ZM152 97V96H151ZM253 97V96H252ZM251 97V98H252ZM256 97V96H255ZM41 99H42V97H40ZM102 98V97H101ZM117 98H119V97H117ZM121 98V97H120ZM241 98H240V100H241ZM243 98H245V97H243ZM242 98V99H243ZM254 98V97H253ZM261 98H262V96H261ZM263 98H264V96H263ZM10 99V98H9ZM107 99V98H106ZM146 99V98H145ZM149 99V98H148ZM148 99H147V101H148ZM165 99V98H164ZM193 99V100H194ZM246 99H248V101H249V99L250 98H246ZM257 99V98H256ZM260 99V98H259ZM40 100V99H39ZM103 100V99H102ZM110 100V99H109ZM119 100V99H118ZM138 100H140V97H136L134 100H130V104L131 105H134V107H132V109H138L139 108V105H138ZM150 100V99H149ZM217 100V101H216ZM232 100V99H231ZM244 100V99H243ZM261 100V99H260ZM34 101V100H33ZM54 101V100H53ZM92 101V100H91ZM124 101V100H123ZM245 101V100H244ZM247 101V100H246ZM247 101V102H248ZM251 101V100H250ZM254 101V100H253ZM258 101V100H257ZM4 102V101H3ZM7 102V101H6ZM59 102V103H58ZM96 102V101H95ZM243 102V101H242ZM247 102H245V104L247 103ZM94 103V102H93ZM146 103V101H144V104ZM230 103V104H229ZM241 103V102H240ZM250 103V102H249ZM256 103V102H255ZM254 103V104H255ZM258 103H259V101H258ZM258 103H256V104H258ZM261 103V102H260ZM18 104V103H17ZM16 104V105H17ZM51 104H53V103H51ZM76 104V103H75ZM74 104V105H75ZM155 104V103H154ZM170 104V103H169ZM242 104V103H241ZM245 104L243 103V106H245ZM255 104V105H256ZM264 104V103H263ZM5 105H7V104H5ZM39 105V104H38ZM85 105V104H84ZM92 105V104H91ZM142 105H143V101H142ZM162 105H164L163 104V102H162ZM10 106V105H9ZM14 106V105H13ZM49 106V105H48ZM52 106V105H51ZM152 106V105H151ZM160 106V105H159ZM233 106H234V104H233ZM260 106V105H259ZM262 106V105H261ZM260 106V107H261ZM35 107V106H34ZM39 107V106H38ZM46 107V106H45ZM44 106H43V108H45ZM53 107L55 108V111H56V113H58V114H56V115H62V116H64V115H67L68 117H72V115L70 114V110L71 109H69L67 106H66V104H64V102H62L61 100H58L57 101V104H54L53 105ZM105 107V106H104ZM174 107V108H175ZM248 106H246V108H247ZM15 108V107H14ZM50 108V107H49ZM52 108V107H51ZM102 108V107H101ZM100 108V109H101ZM106 108V107H105ZM158 108V107H157ZM2 109V108H1ZM129 109V108H128ZM156 109V108H155ZM185 109V108H184ZM17 110V109H16ZM77 110V109H76ZM97 110V109H96ZM95 110V111H96ZM124 110V109H123ZM130 110V109H129ZM128 110V111H129ZM160 110H161V108H160ZM188 110V109H187ZM213 110V111H214ZM225 110H219V111H221V115H219V113L217 114L216 113V115H218V117H217V119H213V118H211V119H213V120H211V121H214V120H217L216 122H218L219 123V125L218 126H215L216 128L217 127H220V126H222V124L224 123L223 122V117L226 115L225 114ZM234 110V109H233ZM255 110L256 109H254V113H255ZM263 110V109H262ZM125 112L123 113V114H120L119 113V115H121L122 117H126L127 118V120H129V124H133V125H129L127 128H125L124 127V129H122V130H119L118 132H113V134L110 136V135H108V133H106V142L105 143H107V145H109L110 143H111V145H110V148H111V146L113 147V149L114 150H116V152H118V150H119V152H120V154L117 156L118 157V159H119V161H120V163H122V164H119V166H118V163H117V168L119 169V167H120V165H122V167L123 166H125V165H129V164H132L131 166H135V164H138L137 166L141 169V168H143L142 169V173L144 172L145 173V175H149V173H152V174H156L157 173V175L160 177V175H159V172H155V170L157 171V168L160 166V164L162 163V162H165V164L166 163H168V162H177L178 163V169H175V170H173V171H171L172 173H173V175H172V173L171 174H169L170 175V177H171V181L173 182V183H171V184H173L172 185V189H170V190H168L169 191V193L173 196L174 194L175 195H181L182 197H180V199L181 198H183V197H185V200H186V196H187V192H186V190H187V188L189 189V188H193L195 185H197V181L195 180L196 179V174L198 173V170L199 169H202V168H205V167H208L209 165H207V164H205V163H203V162H201V163H197L198 164V166L195 168V166H190V167H187L186 168V161L185 162H183L184 161V158H186L187 157V155H188V151L189 150H187L186 149V147L184 146L185 144L183 143L184 141H185V138H187V140L188 139H192V137L194 136L193 134H192V132L194 131L193 130V126H191V125H188V123H182L181 122V120H183L182 118H181V120L180 121H178V124H172V125H170V127L172 128V130L170 129V130H168L169 131V133L170 134H167V133H165V131H167V129H169V128H162V127H160V126H157V118H160L161 117V113L159 112V111H156V110H151V109H147V110H145V111H140V112H135V113H133L132 114V112H131V110L129 111V112H131V114H128V112H127V110H124ZM171 111V110H170ZM229 111V110H228ZM240 111V110H239ZM257 111V110H256ZM49 112H51V111H49ZM53 112V111H52ZM52 112H51V114H52ZM111 112V111H110ZM113 112V111H112ZM111 112V113H112ZM184 112V111H183ZM217 112V111H216ZM247 112H248V110H247ZM261 112H263V111H261ZM11 113V112H10ZM16 113V112H15ZM18 113V112H17ZM55 113V112H54ZM91 113V112H90ZM240 113V112H239ZM257 113V112H256ZM19 114V113H18ZM31 114V113H30ZM41 114V113H40ZM72 114H73V110H72ZM110 114V113H109ZM193 114V113H192ZM261 114V113H260ZM259 114V112L257 113V115L256 116H259L260 115ZM17 115V114H16ZM39 115V114H38ZM54 116H55V114H53ZM111 115V114H110ZM115 115V114H114ZM118 115V116H119ZM203 115H202V117H203ZM212 115V114H211ZM215 115V114H214ZM215 115V116H216ZM238 115V114H237ZM103 116V115H102ZM116 116H117V114H116ZM56 117V116H55ZM67 117V118H68ZM107 118H108V116H106ZM113 117V115H111V118ZM179 117V116H178ZM214 117V116H213ZM234 117V116H233ZM123 118V119H124ZM176 118V117H175ZM235 118H238V116H235ZM234 118V119H235ZM106 119V118H105ZM114 119H115V117H114ZM239 119V118H238ZM258 119V118H257ZM67 120V119H66ZM80 120V119H79ZM91 120H92V118H91ZM97 120V119H96ZM110 120V119H109ZM112 120H113V118H112ZM118 120V119H117ZM126 120V119H125ZM127 120L125 121V123L127 122ZM186 120H187V118H186ZM190 120V119H189ZM226 120H227V118H226ZM225 120V121H226ZM231 120V119H230ZM243 120V119H242ZM241 120V121H242ZM249 120H252L251 118L249 119ZM248 120V121H249ZM254 120V119H253ZM63 121V120H62ZM81 121V120H80ZM79 121V122H80ZM85 121V120H84ZM93 121V120H92ZM123 121V120H122ZM171 121H172V119H171ZM184 121H185V119H184ZM203 121L204 122H199L200 124H198L197 126H198V132H200L199 134H201V132H202V137L204 136V139L206 140H208V144H209V146L212 148V146L214 145H216V146H219L218 144L220 143V139H219V136H218V134L219 133H217L216 132V130H212L211 128H209V122L208 123H206V120H204L203 119ZM229 121V120H228ZM239 121H240V119H239ZM50 122V121H49ZM48 122V123H49ZM88 122V121H87ZM100 122V121H99ZM106 122L108 123V120H103V124L105 125L106 124ZM110 122V121H109ZM173 122V121H172ZM215 122V121H214ZM215 122V123H216ZM48 123H47V125H48ZM78 123V122H77ZM93 123H95L94 121H93ZM123 123V122H122ZM213 123V122H212ZM238 123V122H237ZM245 123V122H244ZM250 123V122H249ZM253 123V122H252ZM66 124V123H65ZM65 124H64V126H65ZM68 124V123H67ZM84 124V123H83ZM89 124V123H88ZM92 124V123H91ZM124 124V123H123ZM159 124V123H158ZM217 124V123H216ZM225 124V123H224ZM223 124V125H224ZM255 124V123H254ZM3 125V124H2ZM40 125V124H39ZM45 125V124H44ZM100 125V124H99ZM99 125H96V126H99ZM181 125L183 126V127H181ZM215 125V124H214ZM214 125H213V127H214ZM232 125V124H231ZM234 125V124H233ZM240 125V124H239ZM242 125V124H241ZM244 125V124H243ZM63 126V127H64ZM79 126V125H78ZM81 126H82V123H81ZM86 126H87V124H86ZM89 126V125H88ZM94 126V125H93ZM130 126H132V127H130ZM225 126V125H224ZM48 127V126H47ZM60 127H61V125H60ZM92 127V126H91ZM95 127V126H94ZM120 127H122V125L120 126ZM160 127V128H159ZM191 127V133H189V132H187V133H189V136H188V134L186 135V133H185V135L186 136H188V137H183L182 138V140H184L183 142H181L180 143V140L179 139H177L178 137L177 136H179L178 135V133L181 131L182 132V130L184 129H189ZM207 127V128H206ZM212 127V126H211ZM212 127V128H213ZM225 127H228V126H225ZM225 127H224V129H225ZM229 127H231V126H229ZM247 127H248V125H247ZM246 127V128H247ZM25 128V127H24ZM58 128H59V125H58ZM58 128H56V130H58ZM71 128V127H70ZM83 128H84V126H83ZM85 128H87V127H85ZM108 128H109V126H108ZM114 128V127H113ZM123 128V127H122ZM223 128V127H222ZM16 129V128H15ZM63 129V128H62ZM82 129V128H81ZM102 129H103V127H102ZM118 129V128H117ZM219 129V128H218ZM231 129V128H230ZM234 129V128H233ZM22 130V129H21ZM99 130H101V129H99ZM183 130V131H184ZM239 130V129H238ZM241 130V129H240ZM243 130V129H242ZM241 130V131H242ZM250 130V129H249ZM63 131V130H62ZM96 131H98V130H96ZM109 132H110V130H108ZM218 131V130H217ZM224 131V130H223ZM222 131V132H223ZM235 131V130H234ZM234 131H232V132H234ZM252 131V130H251ZM260 131V130H259ZM26 132H27V129H26ZM58 132V131H57ZM89 132V131H88ZM93 134L95 133L94 131H91ZM165 133V135H164V133ZM185 132V131H184ZM231 132V131H230ZM236 132V131H235ZM97 133V132H96ZM98 133L99 134H101L99 131H98ZM97 133V134H98ZM112 133V132H111ZM194 133V132H193ZM226 133V132H225ZM3 134V133H2ZM69 134V133H68ZM81 134V133H80ZM79 134V135H80ZM83 134V133H82ZM81 134V135H82ZM196 134V133H195ZM198 134V135H199ZM240 134V133H239ZM255 134V133H254ZM260 134V133H259ZM5 135V134H4ZM22 135V134H21ZM35 135V134H34ZM67 135V134H66ZM84 135V134H83ZM102 135V134H101ZM181 135V134H180ZM234 135V134H233ZM245 134H243V136H244ZM247 135V134H246ZM256 135V134H255ZM62 136V135H61ZM75 136V135H74ZM86 136V135H85ZM200 136V135H199ZM242 136V135H241ZM242 136V139L244 138ZM8 137V136H7ZM14 137H15V135H14ZM22 137V136H21ZM32 137V136H31ZM58 137H59V135H58ZM79 137V136H78ZM94 137V136H93ZM96 137V136H95ZM94 137V138H95ZM97 137H100V136H97ZM195 137V136H194ZM197 137V136H196ZM201 137V138H202ZM224 137H226V136H224ZM253 137V136H252ZM255 137V136H254ZM3 138V137H2ZM65 138V137H64ZM85 138V137H84ZM94 138H92L93 140H94ZM101 138V137H100ZM103 138V137H102ZM198 138V137H197ZM228 138V137H227ZM248 138V137H247ZM250 138V137H249ZM19 139V138H18ZM74 139V138H73ZM87 139H88V135H87ZM181 139V138H180ZM203 139V140H204ZM226 139V138H225ZM254 139H256V138H254ZM1 140V139H0ZM6 140V139H5ZM10 140V139H9ZM81 140V139H80ZM97 140V142H98V138L96 139ZM104 140V139H103ZM102 140V141H103ZM194 140V139H193ZM202 140V143L204 142ZM207 140H206V144H207ZM246 140V139H245ZM249 140V139H248ZM247 140V141H248ZM8 141V140H7ZM30 141V140H29ZM71 141H72V139H71ZM74 141V140H73ZM76 141V140H75ZM82 141V140H81ZM80 141V142H81ZM85 141V140H84ZM105 141V140H104ZM190 141V140H189ZM198 141V140H197ZM196 141V142H197ZM238 141H240V139L238 140ZM238 141H236V142H238ZM242 141V140H241ZM244 141V140H243ZM27 142V141H26ZM79 142V141H78ZM97 142H94L95 144L97 143ZM191 142H195V140L194 141H192L191 140ZM254 142V141H253ZM252 142V143H253ZM61 143V142H60ZM76 143V142H75ZM87 143V142H86ZM185 143H187V141H185ZM205 143V142H204ZM204 143H203V145H204ZM243 143V142H242ZM251 143V144H252ZM2 144V143H1ZM29 144V143H28ZM47 144H48V140H47ZM64 144V143H63ZM79 144H82V143H79ZM98 144V143H97ZM188 144V143H187ZM197 144H199V143H197ZM226 144V143H225ZM228 145H229V141H228V143H227ZM236 144V143H235ZM245 144V143H244ZM250 144V143H249ZM53 145V144H52ZM77 145V144H76ZM75 145V146H76ZM83 145V144H82ZM101 145V144H100ZM189 145H191V144H189ZM221 145V144H220ZM84 146V145H83ZM89 146V145H88ZM99 146V145H98ZM102 146V145H101ZM104 146V145H103ZM105 146H106V144H105ZM177 146V147H176ZM195 146V145H194ZM197 146V145H196ZM199 146V145H198ZM202 145H200V148H202L201 147ZM204 146H206V145H204ZM208 146V145H207ZM206 146V147H207ZM248 146V145H247ZM250 146H252V145H250ZM41 147V146H40ZM65 147V146H64ZM63 147V148H64ZM68 147V146H67ZM97 147V146H96ZM140 147V148H139ZM193 147V146H192ZM192 147H190L191 149H192ZM225 147V146H224ZM228 147V146H227ZM253 147V146H252ZM256 147V146H255ZM47 148V147H46ZM86 148V147H85ZM106 148H109V146L108 147H106ZM199 148V149H200ZM217 148V147H216ZM216 148H215V150H216ZM219 148H221L220 146H219ZM243 148H244V146H243ZM33 149V148H32ZM38 149V147H34V149L33 150H37ZM40 149V148H39ZM38 149V150H39ZM53 149V148H52ZM84 149V148H83ZM112 148L111 149H108V151H109V153H111L112 154V156H113V153H115V152H113L114 150H113ZM207 149L209 150V147H207ZM213 149V148H212ZM28 150V149H27ZM37 150V151H38ZM47 150V149H46ZM65 150V149H64ZM70 150V149H69ZM88 150V149H87ZM193 150H194V148H193ZM214 150V149H213ZM211 151V149H210V151H211V154H212V152H213V154L215 153V150L214 151ZM232 150V149H231ZM251 150V149H250ZM40 151V150H39ZM48 151V150H47ZM84 151V150H83ZM100 151V150H99ZM210 151H208V152H210ZM228 151H230V150H228ZM237 151V150H236ZM241 151V150H240ZM34 152V151H33ZM55 152V151H54ZM62 152V151H61ZM82 152V151H81ZM88 152V151H87ZM90 152V151H89ZM118 152V153H119ZM206 152V151H205ZM249 152V151H248ZM37 153V152H36ZM39 153V152H38ZM104 153V152H103ZM102 153V154H103ZM108 153V154H109ZM197 153H199L198 151H197ZM196 153V154H197ZM202 153V152H201ZM204 153V152H203ZM203 153L201 154V155H203ZM222 153V152H221ZM247 153V152H246ZM55 154V153H54ZM84 154H86V152L84 153ZM110 154V155H111ZM210 154V155H211ZM231 154V153H230ZM241 154V153H240ZM35 155V154H34ZM73 155V154H72ZM96 155H98L97 153H96ZM115 155H116V153H115ZM114 155V156H115ZM206 155H208V153L206 154ZM229 155V154H228ZM238 155V154H237ZM244 155V154H243ZM70 156H71V154H70ZM93 156H94V154H93ZM114 156H113V158H112V160H114ZM213 156V155H212ZM234 156V155H233ZM236 156V155H235ZM239 156V155H238ZM8 157V156H7ZM64 157V156H63ZM99 157H100V155H99ZM181 157H183V158H181ZM203 157V156H202ZM211 157V156H210ZM223 157V156H222ZM237 157V156H236ZM49 158V157H48ZM98 158V157H97ZM221 158V157H220ZM248 158H249V156H248ZM59 159V158H58ZM78 159V158H77ZM117 159V158H116ZM198 159V158H197ZM219 159V158H218ZM222 159V158H221ZM237 159V158H236ZM63 160V159H62ZM87 160V159H86ZM92 160V159H91ZM108 160H109V158H108ZM226 160V159H225ZM239 160V159H238ZM98 161H100V159L98 160ZM97 161V162H98ZM105 161V160H104ZM115 161V160H114ZM193 161V160H192ZM203 161V160H202ZM206 161H207V159H206ZM213 161V160H212ZM218 161V160H217ZM75 162V161H74ZM89 162H91V161H89ZM111 162V161H110ZM180 162H183V164H179ZM240 162V161H239ZM73 163V162H72ZM78 163V162H77ZM92 163V162H91ZM95 163V162H94ZM101 163V162H100ZM113 164L115 163V162H112ZM44 164V163H43ZM89 164V163H88ZM88 164H87V166H88ZM93 164V163H92ZM116 164V163H115ZM216 164V163H215ZM214 164V165H215ZM219 165V164H218ZM223 165V164H222ZM255 165V164H254ZM19 166V165H18ZM39 166H40V164H39ZM63 166V165H62ZM102 166V165H101ZM105 166V165H104ZM130 166V165H129ZM143 166V167H142ZM221 166V165H220ZM241 166V165H240ZM89 168H91V166H88ZM96 167V166H95ZM225 167H226V165H225ZM233 167V166H232ZM43 168V167H42ZM93 168V167H92ZM121 168V167H120ZM125 169H129V168H127L126 166L124 167ZM135 168V167H134ZM152 168V169H151ZM163 168H164V166H163ZM220 168H222V167H220ZM228 168H229V166H228ZM227 168V169H228ZM23 169V168H22ZM29 169H31V168H29ZM87 169V168H86ZM104 170H105V168H103ZM117 169V170H118ZM123 169V168H122ZM124 169V171H127V170H125ZM137 169V168H136ZM208 169V168H207ZM17 170V169H16ZM32 170H33V168H32ZM119 170H121V169H119ZM205 170V169H204ZM209 170V174L210 175H212L213 176V178H215V177H217V175L219 174V175H221V173H219V169L217 168L216 170H214V168H210V169H208ZM224 170H226L225 168H224ZM11 171V170H10ZM93 171V170H92ZM99 171V170H98ZM129 171H130V169H129ZM135 170H133V172H134ZM159 171H162V167H161V170H159ZM227 171V170H226ZM247 171V170H246ZM15 172V171H14ZM32 172V171H31ZM94 172V171H93ZM117 172H119V171H117ZM117 172H115V173H117ZM136 172H138V171H136ZM208 172V171H207ZM212 172V173H211ZM228 172V171H227ZM243 172V171H242ZM241 172V173H242ZM249 171H247L246 173H248ZM252 172H254V171H252ZM46 173V172H45ZM92 173V172H91ZM120 173H122V172H120ZM135 173V172H134ZM245 173V171L243 172V175L244 174H246ZM88 174H90V173H88ZM97 173H95V175H96ZM118 174L119 173H117V176H118ZM129 174V173H128ZM127 174V175H128ZM137 174V173H136ZM135 174V175H136ZM140 174V173H139ZM167 174V175H168ZM190 174V175H189ZM192 174V175H191ZM227 174V173H226ZM253 174H256L255 172L253 173ZM13 175V174H12ZM126 175V176H127ZM135 175H133V176H135ZM144 175V174H143ZM204 175V174H203ZM249 175V174H248ZM4 176V175H3ZM9 176V175H8ZM59 176V175H58ZM108 176V175H107ZM120 176V175H119ZM121 176H124L123 175V173H122V175ZM130 177H132V172H131V174L129 175ZM141 176V175H140ZM207 176H208V174H207ZM222 176V175H221ZM223 176H225V175H223ZM255 176V175H254ZM11 177V176H10ZM102 177V176H101ZM110 177V176H109ZM136 177H138V176H135V178ZM163 177H164V174H163ZM166 177V179L167 180H169V177L168 176H165ZM211 177V176H210ZM230 177V176H229ZM242 177H245V176H242ZM46 178V177H45ZM113 178H115V177H113ZM118 178V177H117ZM121 178V177H120ZM126 178V177H125ZM133 178V177H132ZM140 177H138V179H139ZM142 178V177H141ZM198 178V177H197ZM95 179H97V178H95ZM160 179H161V177H160ZM206 179V178H205ZM217 179V178H216ZM4 180V179H3ZM7 180V179H6ZM5 180V181H6ZM24 180V179H23ZM22 180V181H23ZM48 180V179H47ZM50 180V179H49ZM128 179H126V180H124V181H127ZM135 180V179H134ZM133 179L131 180L133 183L135 182V181H137L138 182V180L136 179L135 181H134ZM140 180V179H139ZM143 180V179H142ZM161 180H163L164 181V178L163 179H161ZM209 180V179H208ZM212 180V179H211ZM18 181H20V180H18ZM27 181V180H26ZM29 181V180H28ZM51 181H52V179H51ZM57 181H59V180H57ZM130 181V180H129ZM129 181H128V183H129ZM144 181H146V180H144ZM202 181V180H201ZM201 181H200V183H201ZM205 181V180H204ZM215 181V180H214ZM25 182V181H24ZM111 182V181H110ZM118 182V181H117ZM137 182L135 183L136 184V186H137ZM165 182H167L168 183V181H164V183ZM221 182V181H220ZM219 182V183H220ZM59 183V182H58ZM88 183H90V182H88ZM4 183H2V185H3ZM9 184V183H8ZM123 184V183H122ZM122 184H120V185H122ZM131 183H129V185H130ZM145 184H146V182H145ZM148 184V183H147ZM162 184H163V182H162ZM162 184L160 183V185L162 186ZM170 184V183H169ZM202 184V183H201ZM200 184V185H201ZM204 184V183H203ZM5 185V184H4ZM90 185V184H89ZM108 185H109V183H108ZM115 185V184H114ZM119 185V186H120ZM129 185H127L126 184V186H129ZM133 185V184H132ZM132 185H130V186H132ZM165 185V184H164ZM228 185V184H227ZM167 186V185H166ZM69 187V186H68ZM122 187V186H121ZM123 187H125V185L123 186ZM143 187V186H142ZM141 187V188H142ZM151 187V186H150ZM154 187V186H153ZM212 187V186H211ZM220 187V186H219ZM88 188V187H87ZM116 188V187H115ZM131 188V187H130ZM133 188V187H132ZM218 188V187H217ZM234 188V187H233ZM233 188H231V189H233ZM120 189V188H119ZM127 189H129V188H127ZM211 189V188H210ZM216 189V188H215ZM93 190V189H92ZM190 190V189H189ZM192 190V189H191ZM224 190H226V189H224ZM159 191H160V189H159ZM196 190L194 189V192H195ZM233 191V190H232ZM238 191V190H237ZM202 192H203V190H202ZM207 192V191H206ZM235 192V191H234ZM220 194H221V192H219ZM219 193H216V191H215V193L213 194L212 193V195H209V194H211V193H209L208 194V196H206L204 193H197V195L195 194V193H193L194 195H195V198H199V199H205V200H208V201H210V200H212L213 199V196H214V199H216V202H219L220 203V206H221V209H219V208H212V209H210V211H207L206 212V216L207 215H210V214H213V215H215V216H217V217H219L218 219H222L221 217L226 213L227 214V216H228V218H229V222H236L237 220H238V222H239V220H241L240 222H245L247 225H248V227H246V230H247V228L250 230H253V231H255L256 233H254V234H257L258 235V237H259V240H258V243L256 244V243H254V245L252 246V245H249V243H247L248 244V246H252V247H254L255 249H257V248H261L262 247V239H260V238H263L264 237V220H260L259 219V216L258 215H260V213H257L258 211L257 210H255L256 208H257V206H256V208L253 206V205H247V207L246 208H244L243 209V213L241 212V210H242V207H243V205H242V207H241V210L238 208V204L236 205V204H232V206H237V207H231L230 205L229 206H227L228 204H226V203H228L229 201H227V200H225V199H223V197H220L219 195ZM9 194V193H8ZM219 194V195H218ZM222 194H223V191H222ZM221 194V195H222ZM239 194V193H238ZM237 194V195H238ZM224 195V194H223ZM234 194H232V199H233V196ZM229 196V195H228ZM193 197L194 196H192L191 195V193L189 194V197L188 198H192L193 199ZM239 197H240V194H239ZM8 198V197H7ZM187 198V199H188ZM235 198H236V196H235ZM9 199V198H8ZM66 199V198H65ZM198 199V200H199ZM227 199V198H226ZM4 200V199H3ZM57 200V199H56ZM189 200V199H188ZM194 200V199H193ZM192 200V201H193ZM237 200V199H236ZM240 200H242V199H240ZM184 202V201H183ZM233 202V201H232ZM231 203V202H230ZM237 203V202H236ZM258 205H260V204H258ZM263 205V204H262ZM246 206V205H245ZM264 206V205H263ZM238 208V209H237ZM262 208V207H261ZM258 209H259V207H258ZM209 210V209H208ZM9 212V211H8ZM263 213V212H262ZM81 214V213H80ZM12 216V215H11ZM225 216V215H224ZM223 216V217H224ZM263 215H260V217H262ZM5 217V216H4ZM15 217V216H14ZM264 218V217H263ZM107 219V218H106ZM228 221V220H227ZM221 222V221H220ZM219 222V223H220ZM242 222V223H243ZM238 224H240V223H238ZM219 225V224H218ZM232 225V224H231ZM234 225V224H233ZM236 225H237V223H236ZM35 226V225H34ZM235 226V225H234ZM240 226H241V224H240ZM239 226V227H240ZM216 227V226H215ZM239 227H237L236 229H239ZM223 228V227H222ZM221 228V229H222ZM229 228V227H228ZM242 228V227H241ZM240 228V229H241ZM216 229V228H215ZM230 229V228H229ZM225 230V229H224ZM224 230H221L222 232H225ZM244 230V228L242 229V230H239L240 232H242ZM216 231H218V229L216 230ZM228 232V231H227ZM230 232V231H229ZM228 232V233H229ZM240 232H238V233H240ZM246 232H250V231H246ZM94 233V232H93ZM220 233V232H219ZM218 233V234H219ZM252 233V234H253ZM231 234V233H230ZM229 234V235H230ZM237 234V233H236ZM252 234H251V236H252ZM11 235V234H10ZM48 235V234H47ZM232 235H234V234H232ZM250 235V234H249ZM5 236H7V235H5ZM240 236H241V234H240ZM239 236V237H240ZM243 236V235H242ZM241 236V237H242ZM255 236V235H254ZM15 237V236H14ZM18 237V236H17ZM16 237V238H17ZM226 237V236H225ZM236 237V236H235ZM7 238V237H6ZM10 238V237H9ZM237 238V237H236ZM8 239V238H7ZM15 239V238H14ZM13 239V240H14ZM18 239V238H17ZM225 239H227V238H224V240ZM253 239V238H252ZM255 239V238H254ZM257 239V238H256ZM5 240V239H4ZM188 240V239H187ZM229 240V239H228ZM234 240H236V239H234ZM233 240V241H234ZM238 240V239H237ZM250 240V239H249ZM7 241H9V240H7ZM6 241V242H7ZM231 241V240H230ZM255 241V240H254ZM240 242V241H239ZM243 242V241H242ZM242 242L240 243L241 245H242ZM250 242V241H249ZM1 243H2V241H1ZM5 245V244H4ZM240 245V246H241ZM243 245H245V243L243 244ZM191 246V245H190ZM263 246H264V244H263ZM3 247V246H2ZM243 247H247V245H245V246H243ZM248 248H250V247H248ZM248 248H246V249H248ZM35 249V248H34ZM238 250V249H237ZM253 250V249H252ZM261 249H259V251H260ZM257 251V250H256ZM262 251H263V249H262ZM248 252H249V250H248ZM264 252V251H263ZM36 253V252H35ZM41 253V252H40ZM123 253V252H122ZM249 254H250V252H249ZM253 254V253H252ZM251 255V254H250ZM37 256V255H36ZM252 256V255H251ZM255 256V255H254ZM253 256V259L255 258L256 259V257H254ZM34 257V256H33ZM160 257V256H159ZM249 258V257H248ZM251 258V257H250ZM260 258V257H259ZM263 258H264V256H263ZM58 259V258H57ZM261 259V258H260ZM0 260H2V259H0ZM133 260H135V259H133ZM244 260L246 261V259L244 258ZM243 260V261H244ZM10 260H8V262H9ZM56 261V260H55ZM243 261L241 262V261H239V262H241V263H243ZM238 262V264H241V263H239ZM7 263V262H6ZM58 263V262H57ZM264 263V262H263ZM245 264V263H244Z\"/></svg>",
    "mask_w": 264,
    "mask_h": 264
}]
</instances>
